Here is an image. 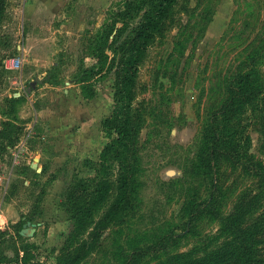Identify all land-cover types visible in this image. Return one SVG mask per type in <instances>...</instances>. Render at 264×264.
I'll use <instances>...</instances> for the list:
<instances>
[{
    "label": "rangeland",
    "instance_id": "374dc122",
    "mask_svg": "<svg viewBox=\"0 0 264 264\" xmlns=\"http://www.w3.org/2000/svg\"><path fill=\"white\" fill-rule=\"evenodd\" d=\"M126 1L6 0L0 264H12L3 256L25 242L35 245L31 264H53L72 229L66 189L77 178L92 182L90 162L115 137L102 125L113 108V72L81 81L82 70L95 63L98 34ZM243 72L253 75L251 89H264V0H179L136 78L131 206L81 264H246L245 254L264 264V91L240 115L246 164L222 155L213 169L197 161L212 125L225 147L231 124L220 108ZM27 131L31 155L13 165L10 141ZM34 156L35 172L23 168ZM109 166L113 180L116 166Z\"/></svg>",
    "mask_w": 264,
    "mask_h": 264
},
{
    "label": "trees",
    "instance_id": "16d2710c",
    "mask_svg": "<svg viewBox=\"0 0 264 264\" xmlns=\"http://www.w3.org/2000/svg\"><path fill=\"white\" fill-rule=\"evenodd\" d=\"M178 2L179 0H127L123 9L110 14L98 34L97 44L91 52L95 63L82 70L85 74L80 80H86L88 76L101 78L108 72H113V108L110 115L103 119L102 125L106 130L115 132V137L102 147L99 161L90 162V167L95 169L92 182L77 178L66 189L64 205L68 218L72 220V229L53 264H81L96 251L102 235L111 224L125 222L126 211L131 206V167L134 153L132 101L136 78L150 43L162 31ZM5 16L6 0H0V25ZM114 33V57L108 61L105 47ZM0 44L7 49L9 40H0ZM56 68L57 65H53L50 72ZM3 72V56L0 55V82ZM48 78L47 81L56 83ZM252 81V73H240L236 84L230 88L226 102L220 108L224 123L228 126L231 124L227 131L225 149L221 147L216 126L212 125L204 133V144L197 152V161L203 167L213 169L219 155L228 157L235 164H246L243 160V143L248 141V135L238 137L239 133H245L244 126L239 124L240 115L243 109L254 105L258 95L264 91L259 88L251 89ZM92 94L90 91L84 95L90 97ZM10 101L17 103L20 97H13ZM16 134L15 139L10 141L11 146L20 137L19 132ZM109 162L116 166L113 180L110 179L112 172ZM23 168L35 172L28 165L23 164ZM114 190L115 195L109 200ZM17 236H20L19 232ZM34 247V243H20L14 246L12 257L3 258L12 264H31ZM245 263L253 264L249 254H245Z\"/></svg>",
    "mask_w": 264,
    "mask_h": 264
},
{
    "label": "built area",
    "instance_id": "2783aa9c",
    "mask_svg": "<svg viewBox=\"0 0 264 264\" xmlns=\"http://www.w3.org/2000/svg\"><path fill=\"white\" fill-rule=\"evenodd\" d=\"M5 67L14 68V65H8L7 61H6ZM18 67H19V63L17 60L15 68H18ZM27 138H28V134L26 136H24L23 139H21L12 149H10L11 153H12V158H13V160H12L13 165L19 163V158L22 156V154L24 152V145L26 144ZM6 181H7V179H6ZM3 182H4L3 178L0 175V186H2V191L4 192L7 188V185H5ZM0 216H1V214H0Z\"/></svg>",
    "mask_w": 264,
    "mask_h": 264
},
{
    "label": "crops",
    "instance_id": "0c3cea01",
    "mask_svg": "<svg viewBox=\"0 0 264 264\" xmlns=\"http://www.w3.org/2000/svg\"><path fill=\"white\" fill-rule=\"evenodd\" d=\"M19 94V93H18ZM28 134V138H27V140H26V144L24 145V152H23V154H22V157H24V155H26V154H29V155H31L30 154V152H29V146H28V142H29V138H30V131H27V132H25V133H23L20 137H19V139H18V141L16 142V144L21 140V139H23V137L24 136H26ZM16 144H14V146L16 145ZM11 148V147H10ZM10 150V149H9ZM12 157V156H11ZM22 157H20L19 158V162L21 161V158ZM31 157V156H30ZM12 160H13V158H12ZM24 162L22 163V164H25V165H28L30 168H32V169H35L36 170V165H37V161H38V159L34 156L33 157V159L31 160L29 157L28 158H24ZM30 160V161H29ZM0 214L2 215V216H6V214H5V212H4V209H3V206L1 205V207H0ZM6 222V221H5ZM5 226H6V228L7 229H9L10 228V225H8V223L6 222L5 223ZM19 234H20V232H19ZM32 243V242H31Z\"/></svg>",
    "mask_w": 264,
    "mask_h": 264
}]
</instances>
